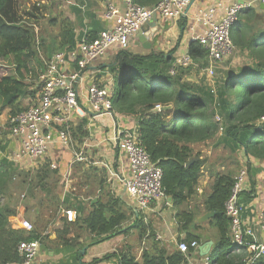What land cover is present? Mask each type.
Instances as JSON below:
<instances>
[{"label":"trees","instance_id":"trees-1","mask_svg":"<svg viewBox=\"0 0 264 264\" xmlns=\"http://www.w3.org/2000/svg\"><path fill=\"white\" fill-rule=\"evenodd\" d=\"M37 1L39 5V1L47 2V5L51 2ZM132 1L146 6L156 4L159 0ZM18 7V0H0V61L7 62L12 68L10 73L0 77V98L3 105L10 108V116L26 107L21 106V97L34 96L35 91L28 80L37 79L43 66V60L37 56L38 49H48L49 46L44 39L37 42L32 24L24 19L25 16L37 21L38 15L24 11L21 18ZM49 24L59 25L54 42H59L58 47L64 49L61 51L70 50L76 45L73 24L67 18L55 15L50 18ZM230 36L234 49L245 57V63L238 67L237 72L224 70L217 85L213 84V92L209 86L196 89V85L185 78L189 67L177 68L175 74H171L169 69L160 67L163 60L154 54L141 55L127 49L118 50L115 63L109 68L114 112L135 115L140 144L151 161L160 167L162 187L174 207L185 204L196 192L206 161L199 152L194 151L193 145L215 144L223 146L231 154L242 151L246 157L264 160V10L250 7L239 13L231 26ZM95 37L89 36L90 39ZM188 52L194 62L199 59L206 62V50L199 42H192ZM218 63L220 65L221 61ZM201 67L204 69L206 66L201 64ZM157 106L167 108L160 110ZM216 114L220 116L221 122L215 120ZM87 123L85 118L71 123V136L77 144H81L88 136L85 128ZM193 158L197 160L186 166ZM61 163L64 164V160ZM249 165L247 162L248 168ZM74 166L82 168L78 162ZM18 169L6 157L0 158V264L20 262L18 244L21 241L38 240L41 243L48 240L49 234L44 233L56 220L51 212L47 220H43L46 214L37 210L32 231L13 228L9 219L17 214V204L9 191L10 183L18 188L23 186L31 197L35 196L33 193L39 185L40 192L49 194L48 198L43 196L48 199L45 201L48 207H55L56 211L60 208L76 211L75 221L67 222L62 218V228L55 230L56 240L63 243L69 241L66 235L71 226L84 228L97 242L117 234H128L132 229H135L140 239L147 233L153 237L150 224L144 222L120 195L104 192L106 194L84 200L74 192L62 195L59 186V194H53L49 186L55 180L48 182V179L59 174L58 170L45 167L41 173L30 175V172L24 173ZM233 175V170L215 174L210 191L204 198V209L216 212L210 219V226L216 228L217 238L207 255L208 264H244L247 257L245 250L234 249L229 218L224 212L234 182ZM33 177H37V180L34 181ZM100 180L98 185L102 188L105 181ZM58 181L61 186V178ZM41 199L38 206L43 203ZM35 207L27 204L25 214ZM196 215L194 209L177 213L179 228L186 232L182 239L177 236L178 241L190 244L192 241L200 243L204 240L188 230ZM128 221L130 223L125 225ZM191 250L189 248L188 252ZM186 256L178 249L170 252L165 246L151 244L142 251L139 259L133 251L125 249L86 263L79 260L78 252L72 263L100 264L114 259L116 264H180L186 263ZM253 264H264V254Z\"/></svg>","mask_w":264,"mask_h":264},{"label":"built area","instance_id":"built-area-1","mask_svg":"<svg viewBox=\"0 0 264 264\" xmlns=\"http://www.w3.org/2000/svg\"><path fill=\"white\" fill-rule=\"evenodd\" d=\"M190 1L159 0L153 6H142L132 0H123V9L120 10L115 0H104V17L113 20V25L99 32L93 39L84 33L72 49L54 52L44 59L40 73L32 85L34 96L28 97L29 104L22 111L9 118L8 136L15 141L16 146L5 157L15 164L22 162L31 164L36 159L43 161L56 144L67 148L71 154L70 163H98L101 168L106 169L107 182L112 189L122 186L123 193L133 202L136 214L146 221L151 204L165 200L166 195L161 183L162 171L141 146L136 129L116 127L107 138L126 158L127 171L123 174L116 169V160L105 162L87 160L86 151L89 146L87 140L75 144L70 127L76 120L85 118L90 123L95 117L115 115L111 99V75L107 73L106 80H100L98 72L91 69L93 62L113 48L128 49L131 38L154 15L159 16L161 20L177 19L184 13ZM253 2L259 4L264 3V0L229 4L220 18H214L212 9L196 15L197 20L204 24L206 29L204 33L191 39L203 46L213 64L222 61L233 51L231 26L239 13L250 8ZM32 26L36 31V26ZM192 63L191 56L186 53L177 57L175 67L185 68ZM214 68L213 65L206 68V76L213 77ZM170 73L175 74V68L170 69ZM214 117L216 121L221 122L219 115L216 114ZM50 166L56 168L58 164L52 161ZM63 175L64 190L68 191L72 188L71 167L68 166ZM247 178V168L242 166L234 176L224 212L229 218L230 237L234 249L245 250L247 257L244 264H253L264 254V208L258 213L255 221L257 231L252 226L245 225L241 196L247 190ZM60 212L66 221H75V210L62 208ZM16 228L30 232L34 226L29 220L21 218ZM256 232L259 233V239ZM145 238L141 243V251L147 247ZM174 240L177 249L184 254L188 253L189 248L195 249L199 246L196 241L188 244L185 241ZM39 250L38 240L21 241L17 246L21 261L7 264H34ZM208 262L206 258L204 264ZM100 264H116V261Z\"/></svg>","mask_w":264,"mask_h":264},{"label":"crops","instance_id":"crops-1","mask_svg":"<svg viewBox=\"0 0 264 264\" xmlns=\"http://www.w3.org/2000/svg\"><path fill=\"white\" fill-rule=\"evenodd\" d=\"M245 1L247 0H191L184 13L177 19L161 20L159 16L154 15L153 17L155 20H153V18L149 19V22H155L154 26L147 23L144 24L145 31H147L144 33L146 41L142 42L139 39L137 32L131 38L130 46L127 50L141 55L154 54L156 57H158V59L163 60L162 62H164L160 63V67H165L169 69V71L170 69L175 68L176 72L177 68H182L175 67V61L177 57L189 53V46L192 42H194L191 38L201 35L206 29V26L197 20L196 15L202 14L209 9H212L214 18H220L224 13L225 8L229 4L236 2L241 3ZM115 4L120 10L123 9V0H115ZM50 5L56 16L67 18L73 24V32L76 37V41L84 33L88 36H97L99 32L113 25V20L104 17V0H51ZM153 5L154 4H148L146 6ZM50 27L55 31L51 33V35L42 37L45 44L48 43L49 45L48 49L44 48L46 50L45 58H48L54 52L64 50L63 48L58 47L59 42H54V38L57 36L59 31V25H50ZM117 52L118 50L113 48L105 56L93 62L91 69L98 72V77L100 80H106V74L109 73L110 66L115 63ZM201 64H204L206 67L202 69ZM212 65L215 66L214 71L216 74L219 63L216 62L213 64L206 55V62L199 59L197 62L193 61L192 65L188 66L189 68L185 67L187 68L188 73H185L184 76L187 80L193 82V84L196 85V89H200V87L202 88L203 86H209L213 92L215 88L213 86L214 82L212 77L209 78L205 74V69ZM26 98L27 100L29 99L28 97H24L23 99ZM19 101L21 104L22 97ZM7 109L10 110L9 107H7ZM114 113V116L103 115L95 117L90 123H88L86 125L88 136L84 140H87L89 145L88 150L92 154L95 155L94 151H97L98 155H105L109 160H116V169L125 174L127 171L126 158L119 153V151L107 140V138L111 135L112 130L116 127L119 129H136L137 119L134 117L135 115L121 114L118 112ZM7 117L10 118L9 112ZM3 136L4 135L0 134V145L2 148V150H0V155H3V152L6 151L4 154L5 157L12 149L15 148L16 143L9 136H6L7 138L5 139H3ZM213 145H193L194 148L197 146L201 147V149L197 150L196 152H200V156L206 160L201 169V175L196 186V192L187 200L185 204L179 207H174L171 204V200H167L168 197H166L165 200L153 202L150 206L149 215L147 216L148 219L146 221L144 220V222H148L150 224L153 237H149V233H147L141 239L138 237L140 246L143 239L146 237V248H148L151 244H156L160 247L165 246L170 252L176 250L177 244L175 243L174 239H177V236L182 239L186 234L184 230H180L179 228L180 224L178 223L177 213L188 209H194L197 212V215L193 224L189 225L188 230L193 235H197L204 240L199 243L197 248L192 249L191 252L187 253L185 264H204V261L206 258H208V254L202 255L200 253V246L206 242H211V250L217 238L216 228L210 226V219L212 217L207 220H198L200 216L207 212L203 205L204 198L210 191L215 174L222 173L225 170H233V176H235L233 168L234 165L238 166L239 168L242 166L247 168L248 187L241 196L243 206L242 215L245 225L250 227L252 226L253 229L257 231V224L255 221L257 219L258 213L264 208V160L246 157L242 151L231 154L229 150L225 149L223 146H217L215 144ZM53 148H55V146H53ZM221 151L224 152V155L216 153ZM65 158L62 159L64 160V164L61 163L62 160H59L58 163V167L62 173L61 181L63 184V174L67 170L68 166L71 167L72 190L68 192H64L65 190L61 191L62 195L74 192L82 199L88 200L91 197L95 198L98 195L104 193V190L107 188V186H105L104 182V185L101 188L98 185L101 180L98 181L96 186L87 185L90 188L89 192L92 191L93 195L88 194V190L86 191L87 186H85L83 189H79L80 191H83L82 193H79L78 189L76 191L73 187V171L75 168V162L70 163V158L69 160H66ZM247 162L250 164L249 168L246 166ZM78 163H81L82 168L88 166V164L84 162ZM15 165L19 169H22L20 165ZM120 188L122 190V194H118L112 190H108V192L110 191L111 194L120 195L123 197V187L121 186ZM128 200V205H130L134 210L133 202L129 198ZM61 209L62 208H60V210ZM60 210L58 211V218L53 224H50L44 233L49 234V239L40 243L39 254L34 264H81L80 261H77V263H72L75 257H77L78 252L80 255L79 260L86 263L92 261L95 258H101L105 254L128 249V247H125L124 249L121 246L122 233L103 241L97 242L91 240L88 242V237L92 239L93 236L89 234V232L84 228H78L74 226H71L70 231L66 235L67 239L69 240L68 242L63 243L58 239L56 240L55 230L62 228L63 225V216L61 215ZM24 215L25 209L23 205H20L17 207V214L10 217L9 219L11 226L16 228L17 222L23 218ZM133 231H135V229L130 230L131 233ZM84 234L89 236H85ZM256 235L259 239V233L256 232ZM155 237H159V239H154ZM132 251L136 255V258L139 259L142 251L139 250L136 253L134 248ZM113 261L114 259L110 260L109 262Z\"/></svg>","mask_w":264,"mask_h":264},{"label":"rangeland","instance_id":"rangeland-1","mask_svg":"<svg viewBox=\"0 0 264 264\" xmlns=\"http://www.w3.org/2000/svg\"><path fill=\"white\" fill-rule=\"evenodd\" d=\"M37 2H38L37 0H18V6H19L18 12H19L21 18H22V14L24 11L33 12L35 16H36V14L38 15L37 21H34V19L25 18V16H24V19L27 20L32 25L36 26L35 37H36L37 42L38 41L40 42V40H42L43 36L51 35V33H53L55 31V30L51 29L50 24H49V20H50V18H52L56 14L54 11H52L50 4L47 5L46 3H44V1H39L41 4V5H39V3H37ZM36 4H38V5H36ZM233 50L234 51H232L228 57L224 58L221 61L219 68H218L219 74L214 73V75L212 77V80L214 82L213 84L217 85V83L219 82L224 70H231V71L237 72L238 67L245 63V57L243 55H241V53H238L235 49H233ZM45 55H46V51L44 50V48H39L38 53H37L38 58L40 60H43V59H45ZM11 69L12 68L8 65L7 62L0 61V77L6 73H10ZM35 80H36L35 77L28 80V82H30L29 84H31V89H32V85L35 82ZM3 104H4L3 100L0 98V134L4 135L3 139H5V138H7L6 136H8V134L10 132L9 131V118L7 117L9 110L7 109V106H5ZM21 104H22L21 106L25 107L29 104V100H27V98L26 99L22 98ZM2 146H4V145H2ZM0 148H1V145H0ZM199 149H201V147L197 146L194 148V151L196 152ZM0 150H2V148ZM5 153H6V151L3 152V155H0V156L4 157ZM94 153H95V155L92 154L89 150H87L86 151L87 160H90L91 162H93V161L105 162V161L109 160V159H107V157L105 155H98L97 151H94ZM216 153L224 155L223 151L216 152ZM65 156H66V158H65ZM63 158H65L66 160H69V158H71V154L69 153V149L60 147L58 144H56L55 148H52L47 153V155L43 161H40V159H36V160H33L31 164H28L27 162H22V164L18 163V165H20V167H22V169H18V170H21L24 173L30 172V175H37L38 173H41L45 167L47 169L49 168L51 170H58L59 174L53 175V177L48 179V182H52L55 180L54 184L51 183V185L49 186V191L52 192L53 194L56 192L59 194L60 189L58 188V186L61 187V191H64V188H65V184L63 183L64 184V186H63L62 181H61V186H60V183L58 185V182H60L58 180H59V178H62V173H61L59 167L53 168L50 166V164L52 161H55L58 164L59 160L61 161ZM45 164H46V166H45ZM233 168H234V173L236 175L237 171L241 167L239 168L238 166L234 165ZM230 169H232V168H230ZM73 173H74V175H73L74 176L73 187L76 191H77V189L79 190L80 188H82V189L85 188V186H87V185L88 186H96L98 181L100 179H103V180H105V186H107V188H105L104 192H108V190H112L118 194H122L121 188L117 187V188H115V190L112 189L111 185L107 182L106 169L101 168L98 163L97 164L89 163L87 167L81 168V169L80 168H74ZM33 178H34V181L37 180V177H33ZM57 178H58V180H57ZM15 180H16V178L14 179V182L16 183ZM56 183H57V185H56ZM8 186H9V191H11L12 195L14 196L17 207H19L20 205H23V207L25 209V206L27 204L30 207L32 206V208L36 206L34 209L35 211L33 209H31L29 213L24 215V217H23L24 219H27L31 223H33V220H34L33 217L36 214L37 210H40L41 212L46 214L47 217L43 220H47V218L49 216V214H48L49 212L54 214L55 219L58 218L59 213H57L58 211H56L55 207H48V205L45 203V201L48 200L46 198H48L49 194L47 192H42V191L40 192L41 189L39 188V185H38V189L33 193V195H35L33 197H31V195L24 190L23 186H22V188H18L14 185V183H10ZM88 186L86 187L87 188L86 191L88 190V192H89L90 188ZM56 189H57V191H56ZM71 190H72V188L69 189L68 191H71ZM68 191H64V192H68ZM80 192L82 193L83 191L79 190V193ZM88 194L93 195L92 191H90ZM104 194H106V193H104ZM124 194L125 193H123V198L128 203L129 200H128L127 196ZM44 195L46 196V198L43 197ZM40 199L43 201V203L41 204V206H38V201ZM12 203H13V201H12ZM129 223H130V221H128L125 225H127ZM84 235L89 236L87 234H84ZM91 240L92 239L90 237H88L87 241L89 242ZM128 244H131V245H128ZM121 246L124 249H125V247H128V249H130L131 251L134 248V251L136 253H137V251L141 250L140 241L138 239L137 233L135 231H133L132 233L130 232L128 234H122Z\"/></svg>","mask_w":264,"mask_h":264},{"label":"water","instance_id":"water-1","mask_svg":"<svg viewBox=\"0 0 264 264\" xmlns=\"http://www.w3.org/2000/svg\"><path fill=\"white\" fill-rule=\"evenodd\" d=\"M251 7H253V8H256L258 11H263L264 10V3H256V2H253L252 4H251ZM153 18V20H155L154 19V17H152ZM147 24H151V25H155V22L154 21H152V22H147ZM147 31H145V26L144 25H142L141 26V28H140V30L138 31V36H139V39L142 41V42H145L146 40H145V36H144V33H146ZM167 107H159L158 109H166ZM197 159L196 158H193V159H191L187 164H186V166H189L191 163H193L194 161H196ZM123 192H124V188H123ZM167 200L168 201H170L171 200V198L170 197H168L167 198ZM216 214V212H213V211H207L205 214H203L202 216H200L199 218H198V220L199 221H202V220H207V219H209V218H211V217H213L214 215ZM211 242H206L205 244H202L201 246H200V253L203 255V254H208L209 253V250H210V246H211Z\"/></svg>","mask_w":264,"mask_h":264}]
</instances>
